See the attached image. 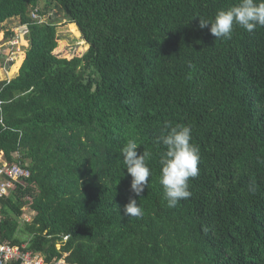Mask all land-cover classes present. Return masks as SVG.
Masks as SVG:
<instances>
[{"label": "trees", "instance_id": "trees-1", "mask_svg": "<svg viewBox=\"0 0 264 264\" xmlns=\"http://www.w3.org/2000/svg\"><path fill=\"white\" fill-rule=\"evenodd\" d=\"M237 3L0 0V32L16 21L28 42L0 80V152L31 173L1 199L0 238L48 262L264 264V27L230 39L199 27ZM55 9L89 45L82 56L55 52ZM165 122L190 126L201 156L191 197L171 208ZM129 139L151 152L141 197L120 156ZM130 198L141 217L120 214Z\"/></svg>", "mask_w": 264, "mask_h": 264}, {"label": "clouds", "instance_id": "clouds-1", "mask_svg": "<svg viewBox=\"0 0 264 264\" xmlns=\"http://www.w3.org/2000/svg\"><path fill=\"white\" fill-rule=\"evenodd\" d=\"M210 25V33L216 38H231L234 26H239L251 33L258 27H264V0H239L227 9L217 12L213 21L206 19L199 20L201 29ZM166 134L157 138V143L165 147L160 158L161 175L160 184L163 186L164 199L168 207H176L181 200L191 197L189 180L199 174L198 165L201 160L199 147L192 143V129L190 126L165 122ZM138 143L129 139L120 150V156L132 177L131 191L136 197H141L145 188L148 187V178L151 176V169L147 164L151 152L144 149L138 153ZM123 217L142 216V207L135 198L118 208Z\"/></svg>", "mask_w": 264, "mask_h": 264}, {"label": "rangeland", "instance_id": "rangeland-1", "mask_svg": "<svg viewBox=\"0 0 264 264\" xmlns=\"http://www.w3.org/2000/svg\"><path fill=\"white\" fill-rule=\"evenodd\" d=\"M50 14H54L59 26L61 39L59 47L55 51L60 56L68 59L74 56H82L89 48V45L82 39L81 33L74 23L68 21V17L63 16V13L58 12V9L51 10ZM48 15V14H47ZM46 17V16H45ZM47 19V18H46ZM13 29L15 36L6 38L5 30ZM26 26H19L18 22L13 21L6 24L5 29L0 32V80L14 77L26 56L25 48L28 42L25 40ZM18 61V68L13 69ZM26 213L23 216L24 220H31L34 212L26 208Z\"/></svg>", "mask_w": 264, "mask_h": 264}, {"label": "built area", "instance_id": "built-area-1", "mask_svg": "<svg viewBox=\"0 0 264 264\" xmlns=\"http://www.w3.org/2000/svg\"><path fill=\"white\" fill-rule=\"evenodd\" d=\"M36 16V15H35ZM2 121V120H1ZM30 170L20 163L9 162L0 152V202L17 188V183L30 176ZM1 210V203H0ZM2 215L0 212V222ZM29 221V220H27ZM67 238V237H66ZM0 264H69L62 259L48 262L45 256L28 247V243L14 244L0 238Z\"/></svg>", "mask_w": 264, "mask_h": 264}]
</instances>
